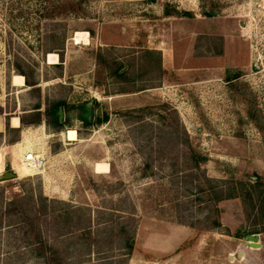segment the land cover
Returning <instances> with one entry per match:
<instances>
[{
	"label": "rangeland",
	"instance_id": "obj_1",
	"mask_svg": "<svg viewBox=\"0 0 264 264\" xmlns=\"http://www.w3.org/2000/svg\"><path fill=\"white\" fill-rule=\"evenodd\" d=\"M146 50L159 52L163 73L148 71ZM15 57L33 70L39 96L13 70ZM228 71L240 81L227 84ZM38 99L41 110L57 99L73 107L59 131L41 121L9 144L5 117L10 126ZM89 103L106 119L95 113L85 126L79 105ZM0 107V176L16 174L0 180L3 199L39 191L55 210L65 202L90 218L97 242L87 254L66 238L69 264H127L125 238L148 264H264V0H0ZM27 129L47 135L32 147L45 165L20 176L15 144ZM187 144L207 158L199 180L184 168ZM97 162L107 171H94ZM198 181L223 193L237 181L259 186L252 201L220 200L215 215ZM28 240L18 216H5L0 264H45Z\"/></svg>",
	"mask_w": 264,
	"mask_h": 264
},
{
	"label": "trees",
	"instance_id": "obj_2",
	"mask_svg": "<svg viewBox=\"0 0 264 264\" xmlns=\"http://www.w3.org/2000/svg\"><path fill=\"white\" fill-rule=\"evenodd\" d=\"M185 15H188V13H185ZM55 35L56 34L53 33L50 40L53 41V39L56 38ZM61 40L63 41V38ZM56 49L61 50V47H57ZM144 53L145 56H147V59L144 62L149 65L148 71L156 69L160 74L163 73L160 66L159 52L156 50H146ZM59 59L62 61L61 52L59 53ZM101 61L108 64L105 59H101ZM12 64L13 70L24 77V82L30 87V91L34 92L36 96H39V88L37 86V81L34 79L33 70H27V64L19 57H15ZM54 65L59 69L62 68L61 62ZM113 65L114 69L112 72L114 74L119 76H122L121 74L124 75L123 72L121 74L118 73L123 66L116 62H114ZM40 104L41 102L38 99L33 104L31 111L18 116L19 126L17 127L9 126L8 117H5L4 133L5 135L7 133H10L11 135L7 140L9 144L15 143L19 140L21 128L36 126L41 121H44L48 126L52 127L54 131H59L61 126L64 124V120L62 122L58 121V108L61 107L64 112L73 107L63 99L47 102L42 110L40 109ZM79 109L81 111L79 118L82 123L85 126L92 124V122L88 120L87 104L79 105ZM140 110L143 111L142 115L145 113L144 111L148 112L147 108H141ZM1 113L2 108L0 107V114ZM104 119H106V116L97 117L96 123H99ZM182 133L186 136L184 130H182ZM0 136H2V132H0ZM181 154L185 159L184 168L190 171L195 169V180H199L197 172L200 171V165L207 160L206 156L200 154L188 144L182 147ZM149 167L150 162H146L143 171ZM204 179L206 181H210L207 177ZM235 184L236 185L230 187L227 192L224 193L223 190L210 184H208V188H204L199 181L197 182L196 187L198 191L209 190L211 193L210 199L215 205L214 213L217 215L220 212V209L216 206L217 202L223 199L235 197H242L244 200L252 201L253 193L259 186L257 181L255 184H244L239 181ZM60 203L63 205L65 204L66 206L55 210L51 206L52 201L48 200V198L42 195L39 191L37 193L30 191L25 195L4 200L3 189L0 188V227L5 216L8 217L10 214H16L18 216L23 235L26 239H29L28 241L32 245V250L36 256L42 258L45 264H69L67 260L69 258L68 247L72 246L71 249L76 251L80 244L82 245L84 243V245L88 248L86 253L89 254L90 246L96 244L97 238L92 236L90 218H87L86 222L79 221L80 216L78 214L81 210L79 207H70L65 202ZM211 223V227L220 226V222L217 217H214ZM119 231L121 233L125 232L123 227H121ZM66 238L71 239V242L69 243L70 246L68 244L65 245ZM50 240H52V242H50ZM125 246L129 249L126 253V255L129 256L132 249V240L125 238ZM75 255L80 257L82 253H76Z\"/></svg>",
	"mask_w": 264,
	"mask_h": 264
},
{
	"label": "bare ground",
	"instance_id": "obj_3",
	"mask_svg": "<svg viewBox=\"0 0 264 264\" xmlns=\"http://www.w3.org/2000/svg\"><path fill=\"white\" fill-rule=\"evenodd\" d=\"M85 35H86V33H84L82 35V37ZM74 40L76 42H78V40L80 41V36L75 35ZM48 57H49V60L56 59V56H54L55 58H53L51 55H49ZM10 126H13V127L19 126V119L17 116H12L10 118ZM45 137H47V135L44 132H41L40 135H37V133H35L34 131H29V130L25 131L22 134V139L20 142L15 144V151H14V154L17 155V158H19V160H20V163H18L17 166L15 167V171L17 172L18 175H20V176L30 175V174L38 173L41 171V170L40 171L32 170L31 167L26 168L25 165H27V166H29V165L26 161H24L23 156H25L27 154V153H25V150L34 149V148H32L34 144H36L40 148V145H41L40 142H42V140ZM68 139H72V140L75 139V131H69L68 132ZM34 150L38 152L37 148H35ZM1 162H2V159H1V153H0V165H1ZM93 168H94V171H96L98 173H102V172L107 171V165L99 163V162L95 163ZM245 243H248V242L245 241ZM249 243L251 245H257L258 246V243H253L251 241H249Z\"/></svg>",
	"mask_w": 264,
	"mask_h": 264
},
{
	"label": "built area",
	"instance_id": "obj_4",
	"mask_svg": "<svg viewBox=\"0 0 264 264\" xmlns=\"http://www.w3.org/2000/svg\"><path fill=\"white\" fill-rule=\"evenodd\" d=\"M25 153L27 154L23 156V159L28 163L32 170L40 171L44 168L45 159L41 153L34 149H27L25 150Z\"/></svg>",
	"mask_w": 264,
	"mask_h": 264
},
{
	"label": "water",
	"instance_id": "obj_5",
	"mask_svg": "<svg viewBox=\"0 0 264 264\" xmlns=\"http://www.w3.org/2000/svg\"><path fill=\"white\" fill-rule=\"evenodd\" d=\"M88 110H89V116L92 115V105L88 104ZM62 117H63V111L61 109V107L58 108V121L62 122ZM16 174L13 171H6L4 172L1 176H0V180H7V179H11L13 177H15ZM258 234H248L246 236V240L249 242H253V243H258Z\"/></svg>",
	"mask_w": 264,
	"mask_h": 264
},
{
	"label": "flooded vegetation",
	"instance_id": "obj_6",
	"mask_svg": "<svg viewBox=\"0 0 264 264\" xmlns=\"http://www.w3.org/2000/svg\"><path fill=\"white\" fill-rule=\"evenodd\" d=\"M228 73V76H227V81H226V83L227 84H229L230 82H235V81H240V79H241V74L239 73V71H237V72H231V71H228L227 72ZM239 83V82H238ZM90 104V103H89ZM92 105V115L91 116H89V110L87 109V114H88V120L89 121H92L93 119H94V115H95V113H97V115L100 117V116H102V113H100L99 112V110H98V108H97V106H94L93 107V104H91ZM87 108H88V104H87Z\"/></svg>",
	"mask_w": 264,
	"mask_h": 264
},
{
	"label": "crops",
	"instance_id": "obj_7",
	"mask_svg": "<svg viewBox=\"0 0 264 264\" xmlns=\"http://www.w3.org/2000/svg\"><path fill=\"white\" fill-rule=\"evenodd\" d=\"M162 58H164V54H162ZM166 58H167V56H166ZM11 127H13V126H11ZM1 129H2V127L0 128V131H1ZM155 249H156L155 250L156 254H159V255H162V253L167 254V252L165 251L164 247L162 249H159V247H157ZM134 260L137 261L138 264H148V260L147 259H145L144 257H139L138 258L137 256L133 255V253L131 251V253L129 254V257H128L127 264H134L135 263ZM157 262H155V263H157Z\"/></svg>",
	"mask_w": 264,
	"mask_h": 264
}]
</instances>
